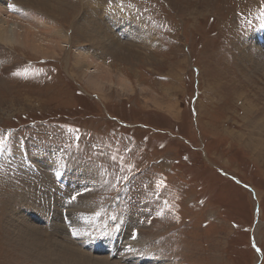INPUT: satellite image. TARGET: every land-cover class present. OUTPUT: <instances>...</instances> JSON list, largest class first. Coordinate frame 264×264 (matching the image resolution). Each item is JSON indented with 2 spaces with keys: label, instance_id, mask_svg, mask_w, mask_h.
<instances>
[{
  "label": "rangeland",
  "instance_id": "obj_1",
  "mask_svg": "<svg viewBox=\"0 0 264 264\" xmlns=\"http://www.w3.org/2000/svg\"><path fill=\"white\" fill-rule=\"evenodd\" d=\"M14 1L0 3L25 26L47 19ZM86 1L50 0L66 34L54 41L40 26L54 54L0 42V135L10 134L0 154V264H64L62 248L89 258L75 264H264V0H99L144 27L145 42L114 43L129 49L124 58L78 35L93 15ZM78 50L90 58L83 68ZM103 69L109 82L90 84ZM45 149L84 169L86 189L78 176L71 191L88 195L92 213L77 211L103 221L106 251H83L70 200L30 185L28 169L46 175L30 161ZM30 226L41 238L22 234Z\"/></svg>",
  "mask_w": 264,
  "mask_h": 264
},
{
  "label": "bare ground",
  "instance_id": "obj_2",
  "mask_svg": "<svg viewBox=\"0 0 264 264\" xmlns=\"http://www.w3.org/2000/svg\"><path fill=\"white\" fill-rule=\"evenodd\" d=\"M98 1L99 0H87L85 3L86 5L84 6V13L85 14L90 13V11L93 10V13H91L93 15L89 16L90 21L87 20V22H86L87 25L82 26L80 24L76 28V31L79 33L78 35H80V37L82 39L92 40L95 43H97L101 46H104V48H106V49H107L108 44H110L112 50H114L111 52V54H113L114 57H118V58H124L127 55L126 53H128L129 51L126 50L128 48H126L125 46H124L125 48H123V46H121V44H118V45L114 44L115 42L117 43V41H121V43H122L123 41L125 42L128 40H132L131 39L132 37L138 38V35H139V40H141V41L144 40L143 42H145L148 39V38L145 39L144 31H142L144 29L142 23L139 22V20H137L138 18L134 17V15L132 13H129V11H127L126 8H123V9L117 8L118 6L115 7V5H114V7H111V8L110 7H102L98 3ZM49 2H50V0H15L14 3L12 4V5H14V9H15V7H17L19 10L21 9V12H23L25 14H27V10L25 9V7L26 8L30 7V8H33V9L39 11V12H42V14H44L45 16H48L47 19H45V18L40 17V15H39L35 20V21H39L36 24V25H38L36 27L31 26V24L29 22V26L32 27L33 30L35 29V31H37V32L31 30L32 28L25 26L26 24L24 23L25 20H23V18H21L19 16L17 18H15V16L8 14V13H11L12 11L11 10L6 11L5 10L6 8H4L6 5L4 4V6L2 7V4L0 3V16L2 15V17H4L3 19L0 18V42L1 43H12V44L17 43L23 47L30 49L32 52L37 53V54H41L43 56H48L49 54H54L55 50L53 48H48L47 47L48 43L44 42L43 39L40 37L39 32L45 31L44 29H41L40 26L41 25L44 26L46 31H48L50 33L49 36H51L55 39L54 41H57V40L64 38L66 34L64 35V31L61 28H59L58 26H55L53 24V22L49 16L50 11H51L50 9H52L51 8L52 3L50 4ZM102 10H103V12L101 14ZM35 13L37 15V12H35ZM26 16H28V15H26ZM52 17H54V16H52ZM16 19H20V21H18ZM83 19H85V18H83ZM21 21H23V22H21ZM87 28L91 29L92 32L88 31ZM103 29L106 31V33ZM146 32H147V30H146ZM92 33H94V35H92ZM261 36H263V38H264V33H262ZM67 37H68V33H67ZM54 41H52V42H54ZM254 41H255V39H254ZM48 42H49V40H48ZM125 43H127V42H125ZM260 43H261V41H260ZM60 44H61L60 42H55L54 46L57 48H60V46H59ZM67 44H69V42H67ZM63 47H65V46H63ZM76 53L77 54H75L76 55L75 59L77 61L76 62L77 66L82 67V68L87 66L89 63V59H90L88 56V52L85 50H83V51L78 50ZM98 68H99V66H98ZM86 69L87 70H84L85 73H93L94 72V71L93 72L88 71L89 68H86ZM104 70L105 69L101 70L100 72H98V70H97L96 73L93 74L94 77H91V75H89V77H88L89 83L90 84L92 83V84H95V86L96 85L98 86L99 84H102L103 81L109 82L110 73L108 72L107 69L105 71ZM31 160H34L35 162H37V164L40 167L44 168V171H46V169H47V171H46V175H42V176L40 175L39 176L38 174L33 172L32 168L28 169L29 168L28 167L27 169L30 170V172L32 173V175L35 178L34 180H32L31 184L29 183L30 185H32L33 187L38 186L42 191L45 190L46 194H49V195L53 196L54 198L65 199V200H66V198L69 199L70 202H68V207H70L72 205L71 206L72 207L71 215L73 218H74L73 214L75 212L72 213V211H77V207L79 209L83 208L82 211H88L90 209L91 206L87 202V201H89L87 194L81 195L82 194V190H81V194H80V192H78L79 195L76 196L71 191L72 190L71 188H73L75 186V183H77V181L80 180V179H78V176L80 178L84 176V169H82V168L79 169L78 166H76L75 164H72V163L70 165H67L68 163L64 162L65 158L63 155L60 154V152L58 153L56 151H49L48 149L40 151V153L37 156H35L34 158L30 159V161ZM56 171L61 172V174H60L61 179H58V180H62V181H60V184L59 183L56 184L55 182H57V181H54V183H53V179H50L51 176ZM63 176L67 177L66 180ZM84 178L85 179L81 178L80 182L77 183L76 185H78V187L81 186L80 189L85 190L86 187L85 186H84L85 188L83 187L82 182H84V180H87V176H84ZM55 180H57V178ZM68 181H69V183H68ZM52 184H55V185H52ZM62 186L64 188L62 190H60V188ZM54 187H55V190L58 188L57 193L54 191ZM24 194L25 193L21 194V196L23 198V201L22 200L21 201L23 203H25L24 206L26 207L28 204V200H26L27 195H24ZM28 198H29V196H28ZM64 204H66V201H64V203L60 204V205H62V206H60L61 209L64 207ZM31 205L32 204L30 203L29 206H27V208L30 207ZM92 211L93 210L88 211L87 214H91ZM84 215L85 214H83L81 212V210H78L74 219H70L68 217V221L70 222V224L76 223L78 225L79 222L81 223L80 226L72 227L73 228L72 230H74L73 235L77 238H82V237L86 238L83 241H80V242H82L81 244L84 245L83 251H86V253H89L91 251V249L89 247H94L95 250L99 253H101V251H103V250L106 251L108 248H106L105 244L107 242H109V240L105 235H109V234L103 231V230H105V229H103L104 228V225L102 223L103 221L102 222L100 220L96 221L92 217H89L87 220H84ZM59 219H61V216L55 217L54 220L56 221ZM77 219L79 222L77 221ZM117 220H118V218H117ZM61 221H62V219H61ZM90 224H93V226H96L95 230L98 231L99 233L95 235V233H97V232H95L93 235H89V237L87 238V234H88L87 230L89 229ZM120 224H122V229H124V221H122V223H120ZM22 231H24V232H22ZM21 232L25 236L29 235L33 241L36 240L35 238H41V236H42V233L40 232V230L38 231V229L33 228L32 226L27 227L26 229H22ZM59 233L62 235V231H59ZM103 233H105V235ZM51 235H54V234H51ZM124 236H125L124 233L120 234L121 238H125ZM53 239L54 238H50V240L48 242L54 241ZM110 240H111V238H110ZM24 242H25V240L23 241L22 244L25 246L26 242L25 243ZM65 242H69L73 245L76 243L73 240H70L69 236ZM62 250H63L62 253L64 255L63 257L65 258V261L63 259H61V262H63L64 264H75L72 262V258H74V257H76V259H78L79 262H80V259H82V260H88L89 259L87 256L85 257L82 253H80L77 250H73L70 248H62ZM76 252H78V253H76ZM142 261H144V260H142ZM79 262H78V264H86L85 262H82V263H79ZM105 263L108 264L107 262H105Z\"/></svg>",
  "mask_w": 264,
  "mask_h": 264
},
{
  "label": "snow or ice",
  "instance_id": "obj_3",
  "mask_svg": "<svg viewBox=\"0 0 264 264\" xmlns=\"http://www.w3.org/2000/svg\"><path fill=\"white\" fill-rule=\"evenodd\" d=\"M110 3H111V0H110ZM262 15H264V13H262ZM8 135H10V134L0 135V154H2L5 150V145H6L7 140H8Z\"/></svg>",
  "mask_w": 264,
  "mask_h": 264
}]
</instances>
